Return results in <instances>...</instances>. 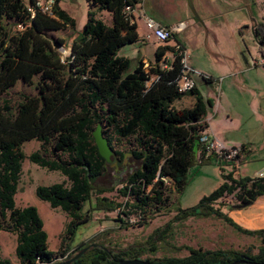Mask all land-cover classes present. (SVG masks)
<instances>
[{"label": "trees", "instance_id": "1", "mask_svg": "<svg viewBox=\"0 0 264 264\" xmlns=\"http://www.w3.org/2000/svg\"><path fill=\"white\" fill-rule=\"evenodd\" d=\"M58 1L51 16L38 9L32 15L22 0H0V95L18 80L36 89L35 94H21L14 108L7 99L0 103V230L16 234L19 264H52L59 254L49 249L37 208L15 204L25 158L65 177L35 188L39 198L69 217L61 247L65 239L73 238L77 225L91 217L87 212L91 208L124 212L120 208L125 206L141 213L142 220L151 209L164 208L169 200L166 190L181 192L191 167L203 161L197 158V151L200 134L207 128L204 116L210 99H204L195 86L189 91L196 95L191 107L173 106L176 99L188 93L176 87L183 70V46L159 45L153 62L134 63L118 51L139 38L132 13L125 6L134 8L140 0H88L87 19L63 55L60 48L64 40L46 36V31L74 28L73 18L58 6ZM103 10L111 14V24L99 16ZM5 20L12 23L5 24ZM18 24L21 29H17ZM253 36L264 56V16L254 24ZM166 52H172L168 67L163 66ZM98 124L112 149L115 138L133 139L129 153L137 164L119 179L122 185L116 189L126 198L124 202L101 195L115 187L107 188L97 181L108 169L92 134ZM31 139L40 146L26 154L22 144ZM113 150L121 161L123 153ZM243 151L242 146L241 154ZM221 176L215 190L193 207L178 208L171 221L154 229L144 243L116 252L93 247L88 250L91 254L84 253L71 264H111L116 259H143L154 264H229L242 256L253 263L238 264H264V229L247 230L214 206L226 197L233 199L223 203L230 208L255 201L264 195V175L240 179L230 173ZM93 196L95 203L83 213V206ZM210 216L224 220L239 233L257 236V252L252 248L184 246L188 250L185 256L142 258L157 252V242L169 235L173 221ZM68 251L65 245L60 253ZM0 264L11 263L0 257Z\"/></svg>", "mask_w": 264, "mask_h": 264}, {"label": "rangeland", "instance_id": "2", "mask_svg": "<svg viewBox=\"0 0 264 264\" xmlns=\"http://www.w3.org/2000/svg\"><path fill=\"white\" fill-rule=\"evenodd\" d=\"M24 3H29L30 0H22ZM187 1V0H186ZM193 4L194 1L192 0ZM60 8L65 10L74 20V28L67 26L64 29L58 31H46L48 37H62L65 41H70L74 34H77L83 27L87 19V11L89 8L88 0H60ZM188 6V4H187ZM195 7V4H194ZM227 12L222 16L224 21L238 22L242 20H248L252 17L251 13L246 8L229 7ZM196 9V7H195ZM198 16L201 18V13L196 9ZM99 16L107 23L111 24L112 16L107 10H103L99 13ZM207 18L210 17V13H205ZM202 19V18H201ZM5 24L12 23L11 20H5ZM203 26V24H200ZM18 29V28H17ZM156 44H160L159 41ZM68 48L64 45L61 46L60 51L63 55L68 53ZM153 50L148 51L147 58L154 59ZM189 61H203L202 55H208L203 53V50L188 51ZM36 89L22 80H18L15 85L7 89L0 95V103L2 100L7 99L10 102L12 108L20 100L21 94H35ZM218 89L213 94V97L217 99ZM103 133V132H102ZM103 136L106 137L105 133ZM133 139H118L113 141V149L121 151L123 153V159L118 161V156L110 155L111 162L108 164L107 172L104 176L100 177L97 181L104 187L114 186L115 189L102 193V196H106L110 199L124 202L125 197L120 196L117 192V188L121 187L122 183L120 178L126 176V171L131 170L137 162L132 159L129 148L132 147ZM40 143L31 139L25 141L22 144V150L29 154L39 148ZM236 169L233 171V164L229 162L222 164H196L188 172V180L179 193L173 189L166 190V194L169 200L164 208L157 210L151 209V211L145 214L144 219L138 216V213L133 212L131 208L122 206L120 210L107 211L104 209L90 210V203H95L94 196L91 198V202H87L82 212H86L89 209L91 217L84 222L77 225L75 233L72 239H65L60 246L63 238V231L66 223L69 221L68 215L59 208H52L49 203L39 198L35 193V188L38 185H49L54 182H60L65 179L60 172L54 170H47L25 158L22 162V173L18 182V190L14 196L15 204L17 206L33 205L37 208L39 215L41 216L44 224V228L47 232L48 246L52 251H58L56 257L57 262L71 257L78 253L81 249L89 246L84 252L89 255L92 251H88L95 243L108 247L112 251H119L129 246L144 243L147 237L152 234L157 227L164 226L167 222L171 221L174 213L178 208H190L199 203L201 198L210 194L215 190L222 181L221 167L225 171H233V177L236 179L244 177H255L257 175H247L253 170L252 162H249V158L244 161L243 165H240L239 161L235 162ZM263 173V171H261ZM231 197H226L217 201L214 204L215 207H220L221 212L225 217L231 221L237 223L243 227L244 220H248L250 227H243L247 230L255 229V224L264 222L253 217L254 206L248 205L241 208H230L223 203L232 202ZM127 212L128 214H125ZM260 244V239L257 236H249L239 233L236 229L232 228L227 222L214 216L205 218H188L184 221H173L171 224L170 233L167 237L158 241L156 244L157 252L155 254H144L142 258L149 257H163V256H185L188 254V250L184 246H190L193 248L202 249H215V248H233L239 250H246L252 248V252H257V248ZM65 245L69 246V251L65 254H61L60 251ZM16 246V234L10 231L0 230V257L9 259L11 264H19L18 258L15 255ZM179 247V249H177ZM88 251V252H87ZM83 253V254H84ZM82 254V255H83ZM55 262V263H57ZM54 264V263H53Z\"/></svg>", "mask_w": 264, "mask_h": 264}, {"label": "crops", "instance_id": "3", "mask_svg": "<svg viewBox=\"0 0 264 264\" xmlns=\"http://www.w3.org/2000/svg\"><path fill=\"white\" fill-rule=\"evenodd\" d=\"M193 1L201 13L203 26L192 19L186 0H140L132 10V20L137 25L139 38L120 48L118 54L128 57L134 63L142 60L148 65L154 61L147 58L148 51L153 50L154 55L156 48L164 44L174 46L180 43L187 52L203 50L204 54L209 53L202 55L204 60L201 62L188 63L193 71L202 76L196 79L197 91L204 99L211 101L204 116L206 131L226 144H240L244 147L238 161L240 165L247 158L252 162L253 174L247 175L255 176L261 171L264 173V65H249L250 57L259 55L252 26L264 16V0ZM59 4L60 0V7ZM229 7L246 8L252 17L238 22L220 20ZM205 13H210L211 18H207ZM146 18L172 28V37L164 43L156 44L158 40L150 34ZM179 22L185 26L177 30L175 27ZM76 35L67 42L62 37H56L62 38L63 45L69 49ZM204 77L210 80L206 81ZM216 89L219 93L217 99L213 97ZM195 98V94L188 92L176 99L173 106L177 109L191 107ZM227 162L210 157L204 158L199 165ZM235 169L236 164H233V171ZM221 170V175L233 173L232 170L226 172L223 167ZM250 205L254 206L253 217L264 220V195ZM244 222L246 224L243 227H250L248 220ZM251 227L264 229V222Z\"/></svg>", "mask_w": 264, "mask_h": 264}, {"label": "built area", "instance_id": "4", "mask_svg": "<svg viewBox=\"0 0 264 264\" xmlns=\"http://www.w3.org/2000/svg\"><path fill=\"white\" fill-rule=\"evenodd\" d=\"M55 0H33V3H27V9L34 14L35 9L40 10L48 15H53V7ZM125 10L132 13L133 8L129 5L125 6ZM146 26L150 31V34L154 36L159 42L164 43L168 41L173 35V29L167 28L166 26L159 25L151 18H146ZM185 26L183 22H179L175 29L179 30ZM18 29H21L20 24L17 25ZM149 36V35H148ZM178 47V45H176ZM189 53L183 49L181 63L183 70L178 79L176 80L177 90L181 93L189 92L196 86V79L194 74H198L188 65ZM172 57V52H166L163 56V66L168 67V60ZM250 66H261L264 65V56L260 54L251 56L249 59ZM200 148L197 151V158L199 160L204 158L213 157L218 161H237V157L242 152V145L240 144H226L214 135L209 134L207 131L201 132L199 137ZM259 175H264L260 173ZM169 183V182H167ZM139 217H142L141 213H138ZM48 264V263H47Z\"/></svg>", "mask_w": 264, "mask_h": 264}, {"label": "water", "instance_id": "5", "mask_svg": "<svg viewBox=\"0 0 264 264\" xmlns=\"http://www.w3.org/2000/svg\"><path fill=\"white\" fill-rule=\"evenodd\" d=\"M187 4H188V7H189L190 12H191L192 19L195 22H200L203 24V19H201L198 16L192 0H187ZM253 26H252V31H253ZM198 77L202 78V76L200 74H194L195 79H197ZM92 134H93L94 141H95V144L97 146L99 154L105 159L106 163L109 164L111 162L110 155L113 154V150L110 147L107 138L105 136H103L102 129H101V126L99 124L92 131ZM253 202L235 205L234 207L235 208L246 207V206L252 204ZM90 246L99 247V248H102L105 250L107 249L104 246L98 245L95 243L91 244ZM88 248H89V246L81 249L75 255H73L67 259L61 260V261L54 263V264H71L75 259L79 258ZM242 262L253 263V262L249 261L246 256H242L240 260L234 261V262L229 263V264H238V263H242ZM111 264H154V263L152 261H147V260H143V259H119V260H116L115 262H113Z\"/></svg>", "mask_w": 264, "mask_h": 264}, {"label": "flooded vegetation", "instance_id": "6", "mask_svg": "<svg viewBox=\"0 0 264 264\" xmlns=\"http://www.w3.org/2000/svg\"><path fill=\"white\" fill-rule=\"evenodd\" d=\"M66 259H67V258H66ZM116 260H117V259H116ZM116 260H114L113 262H115ZM55 262H57L56 258H55V261H54L53 263H55ZM58 262H59V261H58ZM113 262H112V263H113ZM53 263H52V264H53Z\"/></svg>", "mask_w": 264, "mask_h": 264}]
</instances>
